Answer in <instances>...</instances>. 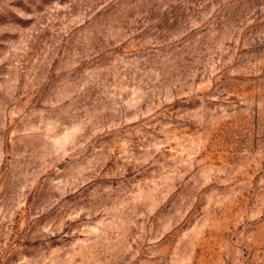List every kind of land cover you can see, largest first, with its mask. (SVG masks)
Instances as JSON below:
<instances>
[{"label": "rangeland", "instance_id": "374dc122", "mask_svg": "<svg viewBox=\"0 0 264 264\" xmlns=\"http://www.w3.org/2000/svg\"><path fill=\"white\" fill-rule=\"evenodd\" d=\"M0 264H264V0H0Z\"/></svg>", "mask_w": 264, "mask_h": 264}]
</instances>
